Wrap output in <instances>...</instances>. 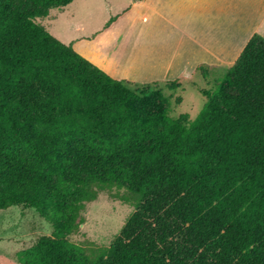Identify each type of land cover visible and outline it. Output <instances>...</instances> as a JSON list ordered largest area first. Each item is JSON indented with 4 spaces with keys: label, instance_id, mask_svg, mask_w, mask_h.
<instances>
[{
    "label": "trees",
    "instance_id": "1",
    "mask_svg": "<svg viewBox=\"0 0 264 264\" xmlns=\"http://www.w3.org/2000/svg\"><path fill=\"white\" fill-rule=\"evenodd\" d=\"M73 2L0 0V211L34 210L52 227L15 260L264 264V38H251L226 88L202 91L188 124L132 89L160 81L116 80L36 23ZM113 187L136 210L92 258L67 238Z\"/></svg>",
    "mask_w": 264,
    "mask_h": 264
},
{
    "label": "crops",
    "instance_id": "2",
    "mask_svg": "<svg viewBox=\"0 0 264 264\" xmlns=\"http://www.w3.org/2000/svg\"><path fill=\"white\" fill-rule=\"evenodd\" d=\"M69 6L58 8L59 13L52 9L45 18L52 21L44 27L84 58L79 46L96 45L115 56L125 49L138 51L143 69L137 74L103 70L134 83L190 79L199 69L227 71L254 35L264 38V0H129L109 27L75 37L55 31L62 16L75 18Z\"/></svg>",
    "mask_w": 264,
    "mask_h": 264
},
{
    "label": "rangeland",
    "instance_id": "3",
    "mask_svg": "<svg viewBox=\"0 0 264 264\" xmlns=\"http://www.w3.org/2000/svg\"><path fill=\"white\" fill-rule=\"evenodd\" d=\"M128 2L129 0H74L68 9L74 11L75 18L67 19V16H62L55 23V31L66 32L67 37L92 35L99 27L120 15ZM58 10L60 9H57L59 13ZM49 21L52 20L37 19L36 23L44 26ZM75 25H80V28L74 30ZM79 49L91 63L113 74H137L143 69L136 50L125 49L119 56H115V53L100 52L96 45L79 46ZM116 67L120 69L119 72L114 69ZM227 75L228 70L199 69L190 79L181 78L178 82L158 81L159 83L147 87L132 86V89L142 95L146 93L149 111L159 112L168 107L171 118L190 124L199 117L207 102L202 91H214L220 86L226 88ZM135 210L134 197L126 187L98 190L97 200L85 206L79 232L67 240L84 248L94 258L102 249L111 245ZM51 234V225L34 210L13 207L0 211V264H18L14 258L17 252L33 246L38 238Z\"/></svg>",
    "mask_w": 264,
    "mask_h": 264
}]
</instances>
